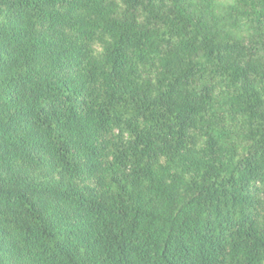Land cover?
I'll use <instances>...</instances> for the list:
<instances>
[{
	"label": "trees",
	"instance_id": "16d2710c",
	"mask_svg": "<svg viewBox=\"0 0 264 264\" xmlns=\"http://www.w3.org/2000/svg\"><path fill=\"white\" fill-rule=\"evenodd\" d=\"M0 264H264V0H0Z\"/></svg>",
	"mask_w": 264,
	"mask_h": 264
}]
</instances>
